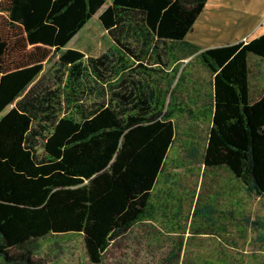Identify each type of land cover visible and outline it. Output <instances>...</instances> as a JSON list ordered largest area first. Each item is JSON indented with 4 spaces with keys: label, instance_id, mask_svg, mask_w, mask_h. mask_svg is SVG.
Instances as JSON below:
<instances>
[{
    "label": "trees",
    "instance_id": "obj_1",
    "mask_svg": "<svg viewBox=\"0 0 264 264\" xmlns=\"http://www.w3.org/2000/svg\"><path fill=\"white\" fill-rule=\"evenodd\" d=\"M206 1L0 0L4 263L45 264L36 241L80 234L89 261L105 264L113 242L153 218L154 188L176 136L173 88L135 79L131 64L162 72L164 50L197 54L212 75L204 169L225 168L264 193V90L251 94L248 65L249 54L264 57V33L201 50L184 38ZM99 10L114 48L98 56L64 50ZM53 54V80L43 83ZM150 54L159 67L142 63Z\"/></svg>",
    "mask_w": 264,
    "mask_h": 264
},
{
    "label": "rangeland",
    "instance_id": "obj_2",
    "mask_svg": "<svg viewBox=\"0 0 264 264\" xmlns=\"http://www.w3.org/2000/svg\"><path fill=\"white\" fill-rule=\"evenodd\" d=\"M100 12L64 50L98 56L114 48L98 19ZM263 33L264 0H207L184 40L203 50ZM163 56L167 66L162 72H145L137 62L131 64L135 79L152 87L173 88L168 108L176 136L154 188L155 211L152 219L134 225L108 247L104 263L264 264V193L247 190L225 168L204 169L202 164L210 120L202 111L210 101L212 75L197 54L186 55L175 48L164 50ZM57 59L58 54H53L44 64L43 83L52 82ZM153 59L150 54L142 63L159 67ZM248 65L250 92L255 95L264 90V57L249 54ZM36 243L35 257L45 264H92L80 234L47 235ZM0 264L6 263L0 258Z\"/></svg>",
    "mask_w": 264,
    "mask_h": 264
},
{
    "label": "crops",
    "instance_id": "obj_3",
    "mask_svg": "<svg viewBox=\"0 0 264 264\" xmlns=\"http://www.w3.org/2000/svg\"><path fill=\"white\" fill-rule=\"evenodd\" d=\"M211 90H212V83H211Z\"/></svg>",
    "mask_w": 264,
    "mask_h": 264
},
{
    "label": "water",
    "instance_id": "obj_4",
    "mask_svg": "<svg viewBox=\"0 0 264 264\" xmlns=\"http://www.w3.org/2000/svg\"><path fill=\"white\" fill-rule=\"evenodd\" d=\"M191 30H192V28H191Z\"/></svg>",
    "mask_w": 264,
    "mask_h": 264
}]
</instances>
